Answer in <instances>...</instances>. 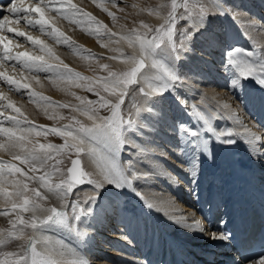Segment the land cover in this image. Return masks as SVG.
I'll return each instance as SVG.
<instances>
[{"label":"bare ground","instance_id":"bare-ground-1","mask_svg":"<svg viewBox=\"0 0 264 264\" xmlns=\"http://www.w3.org/2000/svg\"><path fill=\"white\" fill-rule=\"evenodd\" d=\"M120 1L131 2V4H123L120 6V8H122V15L119 17H117L118 15L115 16L108 28L111 33H116V35L112 36L111 39L106 35L105 44L95 38L89 39V37H87L88 33L82 30L83 28H91L92 25L88 23L77 25L70 22L68 19L66 20L63 17H58L55 12L47 10H45V18L49 21V24L63 33L65 37H69L68 40L71 44L57 42L56 39L46 32L47 29L51 33V27L41 31L39 26L33 27L27 25L24 13L13 16L9 12H4L0 20H3V18L7 16L8 21L5 22L4 28L0 29V35L7 36L12 41V47L14 49H11V47L10 50L13 53L28 52L33 56L45 55L38 47H34L27 41L26 38L16 37L14 33H8L7 28L12 27L25 32L27 35L43 41L51 48L54 55L59 58L58 60H52L45 55V59H48L50 63L59 64L62 62L63 65H67L75 72H79L83 76L93 79V81L94 79L98 81V78L106 77L109 71L105 72L106 74L100 75L99 72H95V68L91 65V61L83 58L84 56H92V54H94L93 56L96 58L100 57L101 61L99 64L103 65V63H106L111 67V71L121 73L122 70L132 66L129 62L121 58V53L124 55H131L134 51L133 48L128 46L125 40L120 39L121 35L129 32L133 28L145 31L141 29L139 23L141 20H145L147 23L149 22V27H152V25L164 24L167 18L166 12L163 10V8L165 9L164 4H166V0ZM201 1L203 2V4H201L202 8H198L200 10H198L197 13L189 14L183 11L184 17H182L184 19L183 22L180 23L181 28L194 32L190 38L187 50L174 61V67H179L181 69H179V71L183 74L182 81L177 82L173 88L154 93L149 98V104L146 106L141 89H144L146 92L151 91L155 83L154 78L158 75L157 69L151 68L152 60L146 59L145 64L148 65V67L142 70L143 75L138 74L137 82L134 85L128 86L127 92L129 93L132 90L135 98L138 99L132 108L131 116H133L134 119H140L143 125H146V127H141L138 132L131 134L130 138L134 140L137 145L151 150L150 155H137L139 151L137 148L127 146L123 149L120 157L121 164L127 165L130 159L133 161V167L129 171L131 177L128 176L132 181L131 185L125 184L120 188H115L104 181L105 187L96 190L94 185L84 183L74 187L72 193L65 197L67 207L64 209L67 214L70 215L71 223H75L74 217L72 216V202H79L77 206V211H79L81 207H84L86 202L91 201L90 207L92 211L90 214L86 211V223L79 225L82 231L87 232V235L83 239L79 238L75 231H69L64 228H58L57 230L75 239L76 243L82 245L87 242L94 256L93 258H88L91 259L92 264H134V262L129 263L127 259L121 258L118 255L120 252L124 251L119 249L117 244L113 246V238H128V236L124 233L122 234L120 230L123 228L120 224V219L125 221V213H128L129 210H132L134 214H136V209L140 211L139 204L136 203L132 197L133 192L143 191L141 197L143 202L145 199H148V205L152 203L154 206L161 205L169 209L177 207V202L173 200L174 197L163 185L164 180L171 185L178 183L175 176L170 174L172 172L168 171L167 162H171L173 166L182 172L184 177L189 179L190 175L187 171H192V175L195 173L196 170L193 171V169L194 165L197 163L196 158L199 161L200 157L201 160L209 163V157L206 151V146L208 144L207 134L202 133L203 139L207 141L204 146L205 151L199 150V141L196 140L195 137L191 145L187 144L188 149H193L194 153H188V156H186L189 166V168L183 167L186 173L182 171L181 166L183 153L180 152V149L177 151V148H173L174 142L178 141V138H176L177 136L173 138V134L175 133L171 123H175L173 122L175 121V115L180 112L184 115L183 119L181 118L182 116L180 117L182 119L180 124L185 126L187 120H190L193 125L194 120L191 118L192 105L197 106L195 109L196 113L197 111L203 113V116L215 129L216 133H232L231 139L234 140V143H222L224 146L228 147V150L234 154L237 160L244 164H249V166L252 167V172L262 177L261 183L258 184L256 189L262 192L264 191V164L258 163L260 159H264V155L258 154V150L259 152H264V131L254 117V114L256 115L257 113L264 115V86L258 84L255 78L239 79L238 84L233 85V79L236 77V73L226 68L225 64L222 63V60L226 62V53L235 48L244 50L240 56L236 57L238 60L249 59L251 61H257L260 57L264 56V30L261 31V29H264V0H227L229 1V3H227L229 5H231L230 1L233 2V8L237 5L239 10L236 11L237 13L235 9H233L234 11L230 10L223 0ZM43 2H45V0H21L17 5H42ZM69 2L86 13H90V11L95 12V9H101V6L104 7V5L112 9H118V7L115 6L116 0H69ZM205 8L208 9L209 12H206L204 10ZM256 8H258V12ZM251 11L253 13L257 12V15L252 16L250 14ZM108 13L109 11H106L105 17H109ZM29 18L35 19L37 18V14L32 13ZM237 23L242 25L243 29L247 32L251 46H245L243 44L242 37L236 31ZM258 28L260 31H258ZM103 30L109 31L106 29ZM78 40L86 43L87 47L95 46L97 52H83L81 48V51H79L80 54L77 52L78 54L76 53V55L74 53L70 55V48H75L73 44ZM14 41L17 42H15L17 46L16 44L14 45ZM74 45L76 46V44ZM250 50H253L256 55L248 57L246 53ZM73 51L74 50H72V52ZM135 52L137 55L139 54L138 47L135 49ZM156 59H160V57H156ZM166 59H169L171 62L170 57H166ZM6 63L13 65L12 71H10ZM0 72H4L12 79L27 83L30 90L34 93H38L41 97L51 96L52 98L56 97L58 100H63L65 103L68 102V104L66 103L68 107L67 111L70 114L74 113L79 115V120L85 121V126H90L92 124V121H90L78 107L81 101L75 102L70 100L73 99L72 87L83 90L86 88L85 94L90 95L91 92L84 86L87 81L62 80L56 78L51 73H46V76L43 77V75H41L44 74L43 72L29 73L26 72V69L15 65L13 62H4L3 60H0ZM33 76H35L36 79H33ZM144 77H148V79ZM227 78L228 80L230 79V86H225V84L227 85L228 83ZM224 80H227V83H223L220 87L219 85ZM101 83H103V81ZM241 94L246 98L244 104H241ZM169 96L176 99L178 98V101H171ZM104 97L107 98L106 100H112V102L116 100L114 96L107 92L103 95V98ZM37 99L36 97L29 99V93L27 91L22 90L18 93L12 86L8 85L6 81L0 80V121H3V126L12 127L11 123L4 120V118L18 115L16 112L6 107L9 101L20 109L23 114L20 116V119H26L34 125L46 126L49 129L53 127L64 129L66 125H71L68 123L69 121L63 124L50 123L51 120H54L57 113L60 114V112H65L66 109L61 106L60 112H54V110L49 107L48 103L40 104V101ZM50 99L48 98L46 101H50ZM245 104H247V106ZM251 104L255 105H252L253 107L250 108L249 106ZM146 107H150L151 111H146ZM137 109H140L139 117H137ZM251 111H253V113H251ZM196 116L200 118L197 114ZM191 130L198 129L192 128ZM184 131H186V128H184ZM51 134L56 135L53 133ZM56 136L63 138L64 141L66 139L63 136ZM162 136H167L170 139H165ZM214 136L216 137L215 134ZM29 139L34 143H54L57 145L59 141L56 138V142H54L55 139L53 136V142H47V140H45L46 138L44 139L41 135H36L35 133H33ZM67 139L71 142V138ZM6 140L7 137L0 134V142H5ZM49 140L51 139L49 138L48 141ZM89 144L97 149L98 155H89L86 152H82L79 157L74 154L71 160L80 159L83 171L88 174L86 180L90 178L95 181H103L102 169L104 168L105 160L102 158L107 156L105 153L106 150L102 142L86 141L84 147L87 148ZM182 149H185L184 143ZM58 157L62 158L63 155H59ZM0 159L11 161L12 157L4 148H0ZM177 159L179 161H176ZM230 159H232V157H230ZM13 162L19 167L24 168L25 172H28V167L26 165L20 164L19 161ZM49 163L51 164V162ZM69 164L65 167V171L70 167ZM48 170L51 171L50 168ZM28 174L32 175L31 172H28ZM40 174H42V172L36 173V175ZM125 174L128 175V172L126 171ZM62 179L63 177L60 175H52L51 177V181L56 183L61 182ZM154 182L155 184L157 183V186L154 185ZM8 187L11 189V185H8ZM29 187L37 188L45 195L46 199L41 203L46 207L55 206L58 209L62 207L60 200L52 193H48L47 190L41 188L38 181H29ZM113 201H117V205H114ZM10 207L11 205L6 203L3 197H0V211L6 208L10 209ZM125 209H127L126 212ZM172 212L173 217L176 218L178 222H184L186 224L189 222L188 218H185V213L183 211L179 212L173 210ZM17 214L21 215L25 220H30L32 216L31 211L20 212L19 209L10 211L8 215H0V230H3L4 234L12 229L9 221L15 220ZM135 226L136 229L144 227L142 215L139 220L136 218ZM24 231L26 235L33 234L30 228ZM189 231L192 234H197L198 230L196 227H193L192 224L189 225ZM54 232L55 231H44L42 233L43 236L49 238L47 244L53 242V240L50 239L56 238ZM22 242L23 241L12 240L0 247V250L19 251L18 246ZM60 244L66 247L71 246L69 243H64L62 241H60ZM45 245L46 244L43 242H38L35 247L41 252L44 251ZM58 250L61 251L62 247ZM84 252L87 254L88 249L84 248ZM130 253L131 251L129 250L126 252V255ZM104 255L111 257L113 262L109 263ZM130 257L137 261V258L133 255ZM70 261L72 260L61 259L58 262L59 264H69ZM80 264L86 263L80 262Z\"/></svg>","mask_w":264,"mask_h":264},{"label":"snow or ice","instance_id":"snow-or-ice-1","mask_svg":"<svg viewBox=\"0 0 264 264\" xmlns=\"http://www.w3.org/2000/svg\"><path fill=\"white\" fill-rule=\"evenodd\" d=\"M188 0H184L183 7L187 10ZM181 5L177 0H171L172 11L168 13V17L164 24L159 27L151 28L149 25L141 22V28L145 31L133 28L129 32L121 35L120 39L125 40L130 48L134 51L131 55H124L121 53V58L129 62L132 66L129 70L122 73L109 71L106 77L98 78L103 83L93 81L89 77L83 76L79 72H75L67 65L50 63L48 59H45V55L52 60H58L51 50L43 41L27 35L25 32L19 31L16 28L8 27V33H14L16 37H24L34 47H38L45 55L33 56L28 52H16L13 53L10 50V44L12 41L7 37L0 35V60L4 62H13L15 65L26 69L28 72H44L51 73L56 78L69 81H88L85 87L88 91L95 93L99 96L98 88L103 90L116 98V102L112 103L109 100L104 99L102 96L99 100H86V98L77 97L81 101L78 106L79 109L88 117L92 124L85 126L84 124L76 121V127L72 125H66L64 129L60 128H47L46 126L34 125L26 119H20V109L16 107L12 102H8L7 108L16 112V116L5 117L4 120L11 123L12 127H4L3 121H0V134L7 137L5 142H0V148H4L12 160L0 159V197H3L6 203L10 204V209L6 208L0 211V215H8L10 211L17 209L20 212L31 211L32 216L30 220H25L21 215L17 214L15 220L9 221L12 225V229L6 234L3 230H0V247L6 245L12 240L23 241L18 247L19 251H0V264H59V262L53 258L50 253L40 252L35 245L38 242L48 243V237L42 235L44 231H56L58 228H64L69 231H75L76 235L83 239L86 235V231H82L79 225L86 223L85 214L91 213L92 209L90 203L86 202L84 207H81L77 211L78 201L72 202V216L75 223L69 221L68 214L63 210L67 207L65 197L72 193L74 187L88 183L94 185L96 190L105 187L104 181L107 184H111L115 188H120L123 185H131L132 181L126 175V171H130L133 167V161L130 159L127 165H122L120 157L123 149L127 146L139 149L137 155H150L151 150L141 147L130 138L131 134L138 132L143 125L140 119H134L131 114L128 119H125L120 114L121 105L124 103L125 96L129 85L137 82L138 74L143 75L142 70L146 69L148 65L145 64L146 59H151V68L157 69L158 75L155 76L154 86L151 91L146 92L141 89V93L145 98V105L149 103V98L157 91H163L175 87L177 82L182 81V77L178 74L174 67V61L188 48V44L192 34V30H185L179 32V43H177L173 37L175 35L174 26L177 21L176 9ZM4 9L0 7V11ZM45 10L55 12L61 15L63 18L68 19L70 22L77 25L84 23L96 24L95 28H83L88 34H94L99 36L104 29L102 24H99L94 17L90 14L83 12V10L77 8L71 4L69 0H45L42 5L25 6L23 4L17 5L11 3L7 11L16 16L20 13L25 14V22L30 26H39L41 31L51 27L52 31L49 33L59 43L71 44L67 37L64 36L58 29L52 27L49 21L45 18ZM107 11V9H105ZM32 13L37 14V18L32 19ZM77 14L85 19L75 18ZM112 16V13H108ZM8 21V17L5 16L3 20H0V29H3L5 22ZM111 39L116 33L107 31L104 33ZM165 37L167 40H165ZM79 48L80 46H74ZM138 47L139 54L137 55L135 49ZM87 52V50H83ZM244 50L239 48L231 49L226 53L225 66L231 71L236 73V77L233 79V85L238 84L239 79L255 78L257 83L264 86V56L260 57L257 61H251L249 59H236L240 56ZM94 55V54H92ZM248 57H252L253 53L247 52ZM160 57V59H156ZM166 57L171 58V62ZM83 58L89 59L90 56H84ZM102 67L107 68V65ZM148 79V77H144ZM33 79H36L33 76ZM0 80H4L8 85L12 86L18 93L22 90L29 93V99L36 97L40 100H47V97H41L38 93H34L30 90L27 83H22L19 80L12 79L4 72H0ZM193 109H196V105H192ZM227 107V106H225ZM100 109H105L109 112V115H100ZM146 111L150 112L151 108L146 107ZM140 115V109H137V117ZM197 115L204 120V123L208 125L203 131H208L216 135V139L220 142L231 144L234 140L231 139L232 133H216L215 129L209 124L208 120L203 116V113L197 111ZM184 130L185 126H180ZM47 132L65 137L64 143L57 145L54 143H38L33 142L29 137L35 133L36 135H44ZM190 137H195L199 141V150L205 151L206 140L203 139L202 132L198 130L190 131ZM67 138H71V142ZM102 142L107 152V156L102 159L105 160L103 171V181H95L93 179H87L88 174L83 171L80 159H72L71 166L66 169H62L60 164L62 161L56 157L63 155L65 150H75L77 157L82 152H86L89 155H98L97 149L92 147L91 144L87 148L84 147L85 142ZM259 155H264V152H259ZM13 161H19L20 164L28 167V172H25L24 168L19 167ZM53 161V163H49ZM51 169L49 171L48 169ZM37 172H42L40 175H36ZM52 175H60L63 177L61 182L56 183L51 181ZM38 181L41 188L47 190L48 193L55 195L61 202V208L55 206L46 207L42 201L46 199L45 195L37 188H30L29 181ZM8 185H11L9 189ZM94 199V198H92ZM21 226V227H18ZM193 227L200 228L203 231L199 223H194ZM30 228L32 235H26L25 229ZM211 238L214 239H227L223 233L211 234ZM69 264H80L78 260H72ZM260 264H264V256L261 257Z\"/></svg>","mask_w":264,"mask_h":264},{"label":"rangeland","instance_id":"rangeland-1","mask_svg":"<svg viewBox=\"0 0 264 264\" xmlns=\"http://www.w3.org/2000/svg\"><path fill=\"white\" fill-rule=\"evenodd\" d=\"M225 3H226V5L229 7V9L230 10H232V11H234L233 9H235V12L236 11H239L238 10V8H237V5H235L234 6V8H233V6L232 5H234L233 4V2L232 1H230V4L231 5H229V4H227V3H229V1H227V0H223ZM177 2H178V4L179 5H181L180 7H178L177 9H176V15H177V21H176V24H175V26H174V31H175V35H174V37H173V39L177 42V43H179V32L180 31H185V29H183V28H181V24L180 23H182L183 22V17H184V13H183V11H186L187 13H191V14H195V13H197L198 12V10H200V9H198V8H202V6H201V4H203V2L201 1V0H188V5H187V10H185L184 9V7H183V4H184V0H177ZM232 2V3H231ZM166 4H164L165 5V9L163 8V10L166 12V15H167V17H168V13L169 12H171L172 11V9H171V0H166V2H165ZM123 4H131V2H126V1H120V0H116V3H115V6L116 7H118V9L116 10L115 8H109V6H105L104 5V7L103 6H101L102 8V13H101V9H99V8H97V9H95L94 11L95 12H93V11H90V13H88V14H90V16L91 17H94L95 18V20L97 21V22H99V24H102L103 26H104V29H106V30H110V29H108L109 28V24L112 22V19L115 17V16H117V17H119V16H121L122 14H121V9L122 8H120V6H122ZM264 5V4H263ZM94 8V7H93ZM105 9H108L107 11H109L110 13H112V16H109V17H105L106 16V11H105ZM129 9V8H128ZM258 9V8H257ZM127 10V9H126ZM206 12H209V10L208 9H204ZM105 12V13H104ZM258 12V11H257ZM257 12L255 13H253L252 11H251V15L252 16H255V15H257ZM237 13V12H236ZM56 15L58 16V17H62L61 15H59V14H57L56 13ZM80 15V14H79ZM78 14H77V19L79 18H83V17H81V15L79 16ZM258 15H259V13H258ZM183 16V17H182ZM233 16V15H232ZM234 17V16H233ZM1 19V18H0ZM65 19V18H64ZM143 19V18H142ZM67 20V19H66ZM85 20H86V18H85ZM99 20V21H98ZM144 20V19H143ZM141 22H143V23H145V24H147V25H149V22L147 23V22H145V20L144 21H140L139 23H140V25H141ZM90 25H92L91 26V28H95L96 26V24H94V27H93V24H90ZM160 25H152V27L151 28H156V27H159ZM242 26V25H241ZM142 29V28H141ZM143 30V29H142ZM264 29H261V31H263ZM258 31H260L259 30V28H258ZM46 32H48V33H50L49 32V30H47L46 29ZM107 31H105V30H102L101 31V34L99 35V36H97V35H94V34H88V36L87 37H89V39L90 38H95V39H98L99 41H101L102 43H104L105 44V38H106V34H104V33H106ZM69 38V37H68ZM165 40H167V38L165 37ZM16 41H14L13 43H14V45L17 43H15ZM74 44H76V46H81V47H79L78 49L77 48H70V52H69V54L70 55H72L73 53L76 55V53L78 52L79 54H80V52L79 51H81V48L83 49V50H87L88 52H90V53H95V52H97V49H96V47L95 46H88L87 47V44L86 43H84V42H81L80 40H78V41H76ZM73 44V46H75ZM13 46V44L11 43L10 44V48ZM16 46H17V44H16ZM11 49H14L13 47L11 48ZM32 49H35V48H32ZM68 50V49H67ZM72 50H74L73 52H72ZM82 50V51H83ZM69 51V50H68ZM84 52V51H83ZM77 53V54H78ZM91 58H89V60L91 61V65L95 68V72H99V74L101 75V74H106L105 72H108V71H111V67H109L108 66V64H106V63H103V65H107L108 67L107 68H104V67H102L103 65H101V64H99V62L101 61L100 60V57L99 58H96L95 56H91V55H89ZM76 59V58H75ZM222 63H224L225 64V61L224 60H222ZM6 65H8V67H9V69H10V71H12L13 70V65H11L10 63H6ZM5 65V66H6ZM4 66V67H5ZM11 66V67H10ZM3 67V68H4ZM18 68V67H17ZM176 69V71L178 72V74L182 77L183 76V74L181 73V71H179V67H176L175 68ZM127 70H129V68H127V69H124V70H122L121 71V73L122 72H124V71H127ZM181 70V69H180ZM26 72H28L27 70H26ZM29 73H32V72H29ZM44 73V72H43ZM46 73H44V74H41V75H43V77H45L46 75H45ZM46 78H48V77H46ZM91 80H93V79H91ZM227 80H228V78H227ZM226 80V81H227ZM230 80V79H229ZM223 81L219 86L221 87L222 86V84L224 83H227V85L225 84V86H230L229 84H230V81ZM94 81H96V79H94ZM100 83L102 82L101 80L99 81ZM88 83V81L86 82V84ZM84 84H85V82H84ZM134 85V84H133ZM135 89H136V87H135ZM71 90L73 91V93H72V98L73 99H70L71 101H75V102H79L80 100L79 99H77V97H82V98H86V100H93V101H95V100H99V98H100V96H102L103 97V95L105 94V91L103 90V88H98L97 89V91L99 92V96L98 95H96L95 93H93V92H91L90 93V95H86L85 93V91H86V88L83 90V89H78V88H75V87H72L71 88ZM131 92V93H130ZM129 93L127 92L126 93V96H125V100H124V103L121 105V109H120V114L125 118V119H128L129 118V115L130 114H132V108H133V106L135 105V102L136 101H138V99H136L135 98V95H134V93H133V91L131 90ZM244 94V93H243ZM243 94H241L242 96H241V104H244L245 103V101H246V98H245V96L243 95ZM48 97V96H47ZM131 97V98H130ZM49 99L50 98H52L51 96L50 97H48ZM105 98V97H104ZM105 99H107V98H105ZM38 101H40V104L41 103H48V105H49V107H51V109L52 110H54V112H60L61 111V106H63V108H65L66 110H65V112H60V114H56V117L54 118V120H51L50 121V123H53V124H63V123H67L68 121V123H70L71 125L73 124V126H75L76 127V123H74V122H76V121H79V122H81L82 124H85V121H83V120H79V115H77V114H74V113H72V114H70L67 110V104H68V102H64L63 100L61 101L60 99L58 100V98H56V97H53L52 99H50V101H45V100H40V99H37ZM132 100V101H131ZM111 102H112V100H110ZM126 101V102H125ZM116 102V100H114L112 103H115ZM131 102H133V103H131ZM132 105H131V104ZM246 106H247V104H245ZM255 105V104H251L249 107H253V106ZM129 106V107H128ZM131 109V110H130ZM248 109V108H247ZM131 111V112H130ZM100 113H101V115H104V116H107V115H109V112L108 111H106L105 109H100ZM180 113V112H179ZM184 115H182V117L180 116V115H178V114H176L175 115V132H176V134H181L182 132L180 131V126L179 125H181L180 123L182 122V119L184 118L183 117ZM133 117V116H132ZM182 119H181V118ZM191 118H193V125H192V122L190 121V120H187V122H186V125H185V128H186V131H187V133H190V131H192L191 129L193 128V126L195 125V123H196V120H195V117L192 115L191 116ZM181 120V121H180ZM189 121V122H188ZM190 123V124H189ZM176 124H178V125H176ZM78 126V125H77ZM189 129V130H188ZM264 135V134H263ZM54 136V142H56V138L60 141H58L57 143H58V145H60V144H62V143H64V139L63 138H61V137H58V136H56V135H52L51 133H46V135L44 134V135H41V137H43L45 140H47V142H53V139H52V137ZM189 136H190V134H189ZM40 137V136H39ZM51 139V140H49L48 141V139ZM173 138H174V134H173ZM176 138H178V137H176ZM186 138V137H185ZM184 138V136H182V138L181 139H178L179 140V142L181 143V147H182V145H183V140L185 139ZM193 138L194 137H190V139L189 138H186L187 139V144H189V145H191L192 144V142H193ZM37 139H39V138H37ZM183 139V140H182ZM192 139V140H191ZM62 142V143H61ZM178 145L179 143L177 142V143H175L174 142V147L173 148H176L175 147V145ZM181 150V149H180ZM180 153V152H179ZM65 154V155H64ZM63 154V157L61 158H59L58 156L56 157L57 159H60L61 161H62V163L60 164V167L62 168V169H64L65 170V167H67L68 166V164H69V162H70V160H71V158L74 156V154H76L75 153V150H71V149H68V150H65V153ZM188 156V155H187ZM66 159H65V158ZM51 163L53 162V161H50ZM209 162V161H208ZM181 166L182 167H185L184 165H182L181 164ZM128 172V171H127ZM128 176H130L129 175V172H128ZM131 177V176H130ZM154 185L155 186H157V183L155 184V182H154ZM113 203H114V205H117V201H113ZM65 212H66V210L65 209H63ZM67 213V212H66ZM68 216H69V221H70V215L68 214ZM112 223V222H111ZM112 225V224H111ZM12 226V225H11ZM19 250V249H18ZM0 251H3V250H0Z\"/></svg>","mask_w":264,"mask_h":264}]
</instances>
